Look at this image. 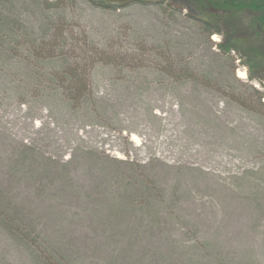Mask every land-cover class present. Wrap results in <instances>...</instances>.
Segmentation results:
<instances>
[{
    "label": "rangeland",
    "instance_id": "1",
    "mask_svg": "<svg viewBox=\"0 0 264 264\" xmlns=\"http://www.w3.org/2000/svg\"><path fill=\"white\" fill-rule=\"evenodd\" d=\"M189 12L0 0V264H264L252 17Z\"/></svg>",
    "mask_w": 264,
    "mask_h": 264
},
{
    "label": "trees",
    "instance_id": "2",
    "mask_svg": "<svg viewBox=\"0 0 264 264\" xmlns=\"http://www.w3.org/2000/svg\"><path fill=\"white\" fill-rule=\"evenodd\" d=\"M93 6L103 10L116 11L127 8V6L158 4V2H167L168 5L175 6L177 10L182 11L190 9L186 14L189 19H193L202 26L209 35L214 33L221 34L218 28L219 22H226L230 24L232 20L239 15L245 13L250 14L252 19L250 21L251 40L246 35L242 38L229 39L228 42L220 44L223 50L227 52L235 49H242L244 55H249L250 62L253 66L263 65L264 56V0H88ZM250 37V36H249ZM245 40V41H242ZM253 40V41H252ZM258 43V44H257ZM67 74H74L75 72L67 69ZM75 79L74 77H72ZM75 82V81H73ZM75 84V89L79 90L78 81ZM261 98V97H259ZM83 97H79L77 101H81ZM75 100L73 99V102ZM35 255L33 264H47L45 256L39 253Z\"/></svg>",
    "mask_w": 264,
    "mask_h": 264
},
{
    "label": "bare ground",
    "instance_id": "3",
    "mask_svg": "<svg viewBox=\"0 0 264 264\" xmlns=\"http://www.w3.org/2000/svg\"><path fill=\"white\" fill-rule=\"evenodd\" d=\"M214 39L217 40L216 37H214ZM238 77L243 78V79L246 78V72L244 70H239Z\"/></svg>",
    "mask_w": 264,
    "mask_h": 264
}]
</instances>
